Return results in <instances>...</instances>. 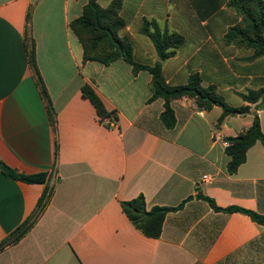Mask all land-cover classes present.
<instances>
[{
  "label": "crops",
  "instance_id": "obj_1",
  "mask_svg": "<svg viewBox=\"0 0 264 264\" xmlns=\"http://www.w3.org/2000/svg\"><path fill=\"white\" fill-rule=\"evenodd\" d=\"M88 1L0 0V163L18 174L48 175L45 185L27 184L0 167V245L33 215L46 187L53 189L30 231L0 250V264H264V226L198 197L264 215V144L251 147L234 174L223 144L248 130L254 115L264 135V104L241 97L264 89V58L224 41L241 18L224 5L202 19L195 0H123L120 37L132 41L137 63L161 62L142 33L144 21L154 20L184 38L161 62L167 84L199 75L229 106L251 108L219 123L220 106L203 110L185 97L171 103L177 124L167 129L165 102L152 100L148 71L123 60L84 61L71 23ZM27 44H34L56 127ZM84 86L113 118L101 120ZM139 195L148 209L183 205L167 215L159 239L144 236L123 212L121 203Z\"/></svg>",
  "mask_w": 264,
  "mask_h": 264
},
{
  "label": "trees",
  "instance_id": "obj_2",
  "mask_svg": "<svg viewBox=\"0 0 264 264\" xmlns=\"http://www.w3.org/2000/svg\"><path fill=\"white\" fill-rule=\"evenodd\" d=\"M101 0H89L83 10L82 16L71 23V29L81 42L84 50V61H95L104 65H109L115 61L123 60L131 65L135 72L146 70L152 75V100L161 98L164 100V111L161 114V122L167 129L175 128L177 120L172 109L171 103L182 98L195 100L196 105L203 110H210L214 105L223 109L219 119L221 123L228 116H239L251 113V108L247 105L241 107H231L219 96L214 87L203 88L202 80L199 75L189 78L186 85L171 86L166 83L163 76L162 61L174 56L176 50L184 43V38L176 33L162 30L156 21L145 20L142 33L145 34L153 43L161 62L154 65H142L134 59V48L128 38L120 37V32L127 26L126 21L121 16L123 0H113L107 7L100 5ZM224 5L231 9L241 18V23L229 28L224 36V41L229 46L238 49L252 50V59L264 58V0H195L194 7L202 19L210 14L217 12ZM31 14L27 17L30 24ZM29 43V40L27 41ZM28 57L30 65L35 71L43 95L45 96L53 126L56 127V117L52 104L47 96L46 89L40 78L36 64L34 44L28 45ZM83 96L91 101L101 120L113 118L102 100L90 86L82 88ZM247 104H263L264 89L248 90L241 95ZM114 120L116 117L114 116ZM230 146L226 147L227 155L230 158L228 172L234 174L239 167L245 163L248 150L256 143L264 144V135L261 129L260 119L254 115L252 126L239 134L237 137L226 139ZM58 153V145H57ZM3 164L0 163V167ZM4 174L14 180L27 184L45 185L48 180L46 173L36 175H23L9 169ZM53 195V189L46 187L40 198L37 208L33 215L18 228L7 240L0 245V250L8 245L19 242L34 226L46 207L49 205ZM198 197L207 201L217 212L241 213L249 216L254 222L264 226V215L245 210L239 207L220 208L216 203L199 194ZM123 212L131 223L147 238L159 239L162 235L163 225L167 215L179 210V207H160L154 206L148 209L145 197H138L121 203Z\"/></svg>",
  "mask_w": 264,
  "mask_h": 264
},
{
  "label": "built area",
  "instance_id": "obj_3",
  "mask_svg": "<svg viewBox=\"0 0 264 264\" xmlns=\"http://www.w3.org/2000/svg\"><path fill=\"white\" fill-rule=\"evenodd\" d=\"M223 144H224V146H225V147H228V146H230V143H229L228 141H226V140H225V141H223ZM208 179H209V177H208V176H205V177H204V180H208Z\"/></svg>",
  "mask_w": 264,
  "mask_h": 264
},
{
  "label": "water",
  "instance_id": "obj_4",
  "mask_svg": "<svg viewBox=\"0 0 264 264\" xmlns=\"http://www.w3.org/2000/svg\"><path fill=\"white\" fill-rule=\"evenodd\" d=\"M1 170L3 171V172H7L9 169L6 167V166H1Z\"/></svg>",
  "mask_w": 264,
  "mask_h": 264
},
{
  "label": "rangeland",
  "instance_id": "obj_5",
  "mask_svg": "<svg viewBox=\"0 0 264 264\" xmlns=\"http://www.w3.org/2000/svg\"><path fill=\"white\" fill-rule=\"evenodd\" d=\"M129 39V38H128ZM130 40V39H129ZM131 41V40H130ZM132 42V41H131ZM133 44V43H132ZM154 65V64H153ZM234 66V65H233ZM248 91V90H247ZM247 91L245 93H247ZM231 104H234V103H231ZM263 104H264V101H263Z\"/></svg>",
  "mask_w": 264,
  "mask_h": 264
}]
</instances>
